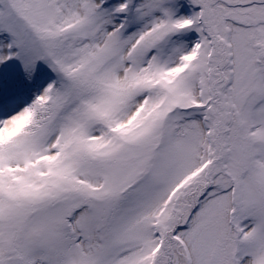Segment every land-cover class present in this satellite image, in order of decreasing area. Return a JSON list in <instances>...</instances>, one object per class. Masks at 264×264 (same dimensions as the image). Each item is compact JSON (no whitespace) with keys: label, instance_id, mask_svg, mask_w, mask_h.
Returning <instances> with one entry per match:
<instances>
[{"label":"snow or ice","instance_id":"6c2138e0","mask_svg":"<svg viewBox=\"0 0 264 264\" xmlns=\"http://www.w3.org/2000/svg\"><path fill=\"white\" fill-rule=\"evenodd\" d=\"M0 264H264V0H0Z\"/></svg>","mask_w":264,"mask_h":264}]
</instances>
